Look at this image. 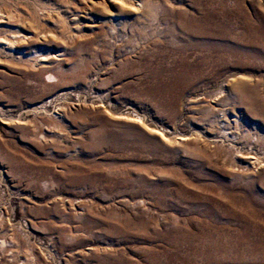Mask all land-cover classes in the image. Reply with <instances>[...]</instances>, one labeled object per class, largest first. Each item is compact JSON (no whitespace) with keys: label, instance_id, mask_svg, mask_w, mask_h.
Here are the masks:
<instances>
[{"label":"rangeland","instance_id":"1","mask_svg":"<svg viewBox=\"0 0 264 264\" xmlns=\"http://www.w3.org/2000/svg\"><path fill=\"white\" fill-rule=\"evenodd\" d=\"M0 264H264V0H0Z\"/></svg>","mask_w":264,"mask_h":264}]
</instances>
